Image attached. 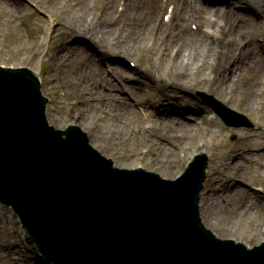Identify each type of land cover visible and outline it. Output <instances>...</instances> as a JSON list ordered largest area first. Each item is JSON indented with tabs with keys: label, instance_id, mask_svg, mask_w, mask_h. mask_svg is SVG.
I'll return each mask as SVG.
<instances>
[{
	"label": "rangeland",
	"instance_id": "rangeland-1",
	"mask_svg": "<svg viewBox=\"0 0 264 264\" xmlns=\"http://www.w3.org/2000/svg\"><path fill=\"white\" fill-rule=\"evenodd\" d=\"M0 65L36 70L50 123L119 167L175 178L207 152L205 224L264 240V0H0ZM198 91L256 129L226 126ZM0 264H51L2 204Z\"/></svg>",
	"mask_w": 264,
	"mask_h": 264
},
{
	"label": "water",
	"instance_id": "water-1",
	"mask_svg": "<svg viewBox=\"0 0 264 264\" xmlns=\"http://www.w3.org/2000/svg\"><path fill=\"white\" fill-rule=\"evenodd\" d=\"M47 103L31 68L0 66V203L13 209L47 261L264 264V242L249 248L202 222L205 154L177 179L118 168L79 126L51 125ZM237 116L228 123L253 126Z\"/></svg>",
	"mask_w": 264,
	"mask_h": 264
},
{
	"label": "bare ground",
	"instance_id": "bare-ground-1",
	"mask_svg": "<svg viewBox=\"0 0 264 264\" xmlns=\"http://www.w3.org/2000/svg\"><path fill=\"white\" fill-rule=\"evenodd\" d=\"M179 6H183V4L180 2L179 3ZM184 7V6H183ZM175 12V11H174ZM174 12H173V14H174ZM173 14H172V16H173ZM173 21V23H177V24H179V23H182L181 21H179V20H177V19H173L172 20ZM187 23V22H186ZM185 23V24H186ZM169 25H167V26H165V27H168ZM246 53H238V55H245ZM228 68H229V70L231 69V66H228ZM234 196L235 195H233V196H230V198H229V200H228V202H230L231 201V199H234ZM249 208V207H248ZM235 211V209H231V212H234Z\"/></svg>",
	"mask_w": 264,
	"mask_h": 264
}]
</instances>
